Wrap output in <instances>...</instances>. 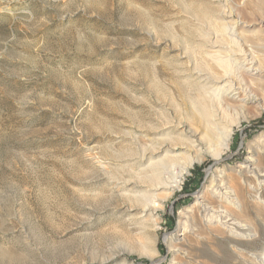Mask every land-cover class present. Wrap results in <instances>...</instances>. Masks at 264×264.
Instances as JSON below:
<instances>
[{"label": "rangeland", "instance_id": "rangeland-1", "mask_svg": "<svg viewBox=\"0 0 264 264\" xmlns=\"http://www.w3.org/2000/svg\"><path fill=\"white\" fill-rule=\"evenodd\" d=\"M232 34L264 60V0H0V264H264V174L237 168L264 167V102L208 99ZM196 99L236 122L217 163ZM211 169L238 181L239 225L202 220Z\"/></svg>", "mask_w": 264, "mask_h": 264}, {"label": "bare ground", "instance_id": "bare-ground-1", "mask_svg": "<svg viewBox=\"0 0 264 264\" xmlns=\"http://www.w3.org/2000/svg\"><path fill=\"white\" fill-rule=\"evenodd\" d=\"M213 43H218L219 49L214 52H206L205 55L208 60H204L205 62L208 61V63L204 62V68L213 85L209 88L211 94L208 95L211 107L222 111L223 115L226 116L229 111H233L235 114H243L248 103L264 102V85L254 90L248 82V77L257 76L256 78H259V76L264 75V60L258 59L254 51L247 53L241 50L238 37L235 34L224 39L220 38L219 41L216 40ZM234 47H237L236 51L233 50ZM233 52L238 54V58L235 60H232L231 57ZM191 106H194L193 113L197 119L206 122L205 139L208 141L210 148L213 149L214 154L212 156L217 163V160L221 157V152L228 148L232 124H236V122L226 123V125L218 128L209 120L212 114L205 102L196 99L195 102L191 103ZM213 133H216L215 137H213ZM260 143L263 142L260 141L259 145ZM190 148L194 149L193 146H190ZM260 149L264 156V145ZM255 154L257 157L254 156ZM171 160L175 159L171 158ZM199 161L197 158H189L185 161V164L180 167L179 172L173 177L172 182L169 183L168 190L170 193L174 192L179 179ZM237 168L239 173L244 172L247 175H253L257 180H259L260 173L264 174V167L260 164V158L254 151H249L245 156V163L238 165ZM206 180L207 187L202 195H197L195 202L202 220L215 225H239V223H235L231 216L233 208L240 209L241 207L238 181L234 178H228L222 171L213 169L207 172ZM180 225H182L181 222ZM189 226L191 225L184 221L181 237H185L187 233L193 231Z\"/></svg>", "mask_w": 264, "mask_h": 264}, {"label": "trees", "instance_id": "trees-1", "mask_svg": "<svg viewBox=\"0 0 264 264\" xmlns=\"http://www.w3.org/2000/svg\"><path fill=\"white\" fill-rule=\"evenodd\" d=\"M196 172V171H195ZM185 188H187V187H185Z\"/></svg>", "mask_w": 264, "mask_h": 264}]
</instances>
